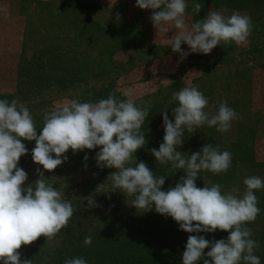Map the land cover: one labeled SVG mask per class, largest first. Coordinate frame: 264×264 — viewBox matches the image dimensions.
Wrapping results in <instances>:
<instances>
[{
  "label": "rangeland",
  "instance_id": "obj_1",
  "mask_svg": "<svg viewBox=\"0 0 264 264\" xmlns=\"http://www.w3.org/2000/svg\"><path fill=\"white\" fill-rule=\"evenodd\" d=\"M195 3L202 6L199 13L193 11ZM186 4L188 25L222 9L226 16L249 15L253 29L248 41L239 46L221 44L207 55L190 53L181 60L167 43L177 30L171 24L154 27L152 10L139 9L136 0H0V99L25 104L39 135L44 114L58 102H97L112 93L125 100L124 94L131 92L137 106L149 108L141 127L146 144L137 150L135 160L144 162L156 177H164L161 190L167 191L184 173L170 164L160 165L151 150L163 142L162 112L167 111L174 122L172 110L178 103L173 93L196 86L209 100L206 111L215 113L226 101L238 118L226 133L206 125L192 135L185 133L178 151L190 156L211 143L231 152L226 173L202 172L195 183L197 187L204 186L203 180L218 183L222 192L237 186L242 196L246 177L264 179V0H186ZM181 49L190 52L186 44ZM23 143L28 149L18 161L28 174L23 186L39 178V168L45 179L57 178L49 182L71 200L75 211L57 237L58 244L40 237L22 245L21 260L64 264L82 257L87 264H182L189 235L212 242L227 240L228 233L219 230L185 233L171 217L131 207L134 197L107 192L111 183L107 178L115 169L97 167L99 148L75 154L69 149L64 154L67 160L49 173L32 161L35 141ZM255 195L260 213L247 226L259 244L254 254L264 264V189ZM89 196L96 207L88 206ZM86 235L92 236L89 246L83 244Z\"/></svg>",
  "mask_w": 264,
  "mask_h": 264
},
{
  "label": "clouds",
  "instance_id": "obj_2",
  "mask_svg": "<svg viewBox=\"0 0 264 264\" xmlns=\"http://www.w3.org/2000/svg\"><path fill=\"white\" fill-rule=\"evenodd\" d=\"M135 6L152 10L154 27L174 26L177 31L167 43L181 60L190 53L207 55L221 44L242 45L253 29L249 15L233 12L226 16V9L210 11L204 19L188 25L186 0H136ZM201 7L195 3L193 11L199 13ZM182 44L190 52L182 51ZM124 95L128 97L125 100H117L112 93L97 102H58L44 114L39 135L33 114L25 104L18 99H0V264H32L31 260H21L18 250L22 245H31L40 237L58 244L57 237L75 211L71 200L49 182L57 178L45 179L39 168V178L23 186L28 178L18 167L19 159L28 152L23 141H35L32 161L49 173L67 160L64 154L69 149L75 154L99 148L95 155L97 167L115 169L107 178L111 181L107 192L119 191L125 198L134 197L131 207L144 213L154 209L171 217L185 233H228L227 240L215 242L202 235H189L182 264H260L254 254L259 244L252 239V229L247 225L260 213L255 191L264 189V179L246 177L242 196L237 186L222 192V185L208 180H203V187H197L195 182L202 172L226 173L232 153L211 143L190 156L178 151L185 133L192 135L205 125L215 127L217 132H228L231 122L238 118L235 110L224 101L215 113L206 111L209 100L196 86H185L173 93L172 99L178 103L172 110L174 122L169 120L167 111L162 112L163 142L151 150V155L160 165L170 164L184 175L175 187L163 191L165 178L156 177L144 162L135 160L137 150L146 144L141 127L149 108L137 106L131 92ZM84 159H88L87 155ZM104 187L105 183L96 191ZM86 199L90 208L97 206L92 196ZM83 244L91 245L92 236L86 235ZM64 264L87 262L78 257L67 259Z\"/></svg>",
  "mask_w": 264,
  "mask_h": 264
}]
</instances>
